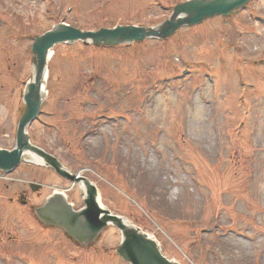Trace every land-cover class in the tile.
Wrapping results in <instances>:
<instances>
[{
  "label": "rangeland",
  "instance_id": "374dc122",
  "mask_svg": "<svg viewBox=\"0 0 264 264\" xmlns=\"http://www.w3.org/2000/svg\"><path fill=\"white\" fill-rule=\"evenodd\" d=\"M185 1L0 0V150L16 144L36 37L61 23L157 27ZM93 45L52 50L30 144L87 178L103 207L167 259L264 264V0L168 39ZM55 192L73 211L85 207L79 184L29 155L0 171V264H129L113 225L82 245L43 224L35 209Z\"/></svg>",
  "mask_w": 264,
  "mask_h": 264
},
{
  "label": "water",
  "instance_id": "95a60500",
  "mask_svg": "<svg viewBox=\"0 0 264 264\" xmlns=\"http://www.w3.org/2000/svg\"><path fill=\"white\" fill-rule=\"evenodd\" d=\"M248 1L191 0L176 6L173 15L176 20L172 18L166 21L158 30L116 27L112 30L101 29L97 33H92L81 32L61 24L34 40L32 46V53L35 55L34 64H36L37 71L42 74L45 68V56L56 44L92 41L96 45L102 43L114 45L121 42L143 41L145 38H167L184 25L194 26L206 18L217 15L227 16ZM38 84L39 79H36V84L29 86L28 93L24 97L26 114L19 122L15 148L12 151L0 150V170L10 172L15 169L24 152L38 156L45 166L54 169L61 177L70 182L82 183L86 194L85 208L75 212L63 195L54 193L43 207L35 209V215L42 223L62 228L82 245L91 243L107 225L111 224L122 233V242L117 249V254L124 261L130 264H176L161 254L156 242L147 234L132 224H126L121 217L112 215L107 209L102 208L98 202L96 187L86 178L70 174L64 170L55 157L30 145L24 131L39 110L40 104L36 99Z\"/></svg>",
  "mask_w": 264,
  "mask_h": 264
},
{
  "label": "bare ground",
  "instance_id": "6f19581e",
  "mask_svg": "<svg viewBox=\"0 0 264 264\" xmlns=\"http://www.w3.org/2000/svg\"><path fill=\"white\" fill-rule=\"evenodd\" d=\"M173 19H175V17H173ZM53 57H54V53H53L52 50H50L46 54V56H45V68L43 69L42 74L37 71L36 64H34L33 67H32V77L25 84V89H24L23 98H22L23 99V102H24V105H25V111H24V113L22 115V118L26 114V102L24 100V97L28 93L27 90H29V86L36 84V79H39V84H38L39 88H38V92H37L38 96H37L36 99L38 100L40 106H39V110H38V113H37L36 117L33 118L29 122L28 126L33 121H35L37 119V117L39 115V112H40V108L42 107L44 101L46 100L47 96L49 95V93H48V83H49V78H50V74H49V62L53 59ZM18 126H19V124H18ZM18 126H17V130H16V137H17ZM27 127H26V129L24 131V133H25L26 136L28 135L27 134ZM25 155H29L31 157L32 161L34 163H36V164H41L42 163L41 160L37 156H35L34 154L25 153ZM78 176H81V174L79 173ZM79 186H80V190L83 191V185L82 184H79ZM71 188H72V186L69 189H71ZM62 194L65 196L64 193H62ZM98 201H99V204L101 205V207H103V205L100 202V199H98ZM124 222L126 224H128L126 221H124Z\"/></svg>",
  "mask_w": 264,
  "mask_h": 264
},
{
  "label": "trees",
  "instance_id": "16d2710c",
  "mask_svg": "<svg viewBox=\"0 0 264 264\" xmlns=\"http://www.w3.org/2000/svg\"><path fill=\"white\" fill-rule=\"evenodd\" d=\"M145 201H146V203H147L146 206H145L146 209L149 210V211H151V212H153L154 209H153V207L150 205V203H148L147 198L145 199Z\"/></svg>",
  "mask_w": 264,
  "mask_h": 264
},
{
  "label": "flooded vegetation",
  "instance_id": "af4514ba",
  "mask_svg": "<svg viewBox=\"0 0 264 264\" xmlns=\"http://www.w3.org/2000/svg\"><path fill=\"white\" fill-rule=\"evenodd\" d=\"M24 200H25V199H23L22 197L20 198V203H21L23 206L26 205V204H23V203H24Z\"/></svg>",
  "mask_w": 264,
  "mask_h": 264
}]
</instances>
